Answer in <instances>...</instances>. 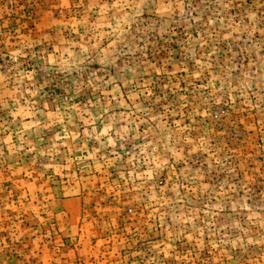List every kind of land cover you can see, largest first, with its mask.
<instances>
[{"label": "clouds", "instance_id": "1", "mask_svg": "<svg viewBox=\"0 0 264 264\" xmlns=\"http://www.w3.org/2000/svg\"><path fill=\"white\" fill-rule=\"evenodd\" d=\"M0 264H264V0H0Z\"/></svg>", "mask_w": 264, "mask_h": 264}]
</instances>
